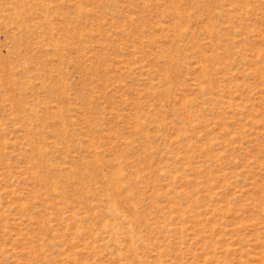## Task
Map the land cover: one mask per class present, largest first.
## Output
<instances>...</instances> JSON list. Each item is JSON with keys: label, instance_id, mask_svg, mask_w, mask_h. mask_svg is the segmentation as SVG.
I'll return each mask as SVG.
<instances>
[{"label": "rangeland", "instance_id": "374dc122", "mask_svg": "<svg viewBox=\"0 0 264 264\" xmlns=\"http://www.w3.org/2000/svg\"><path fill=\"white\" fill-rule=\"evenodd\" d=\"M0 264H264V0H0Z\"/></svg>", "mask_w": 264, "mask_h": 264}]
</instances>
